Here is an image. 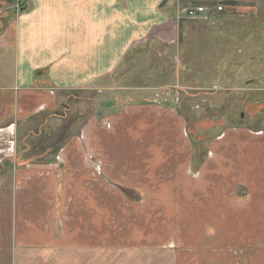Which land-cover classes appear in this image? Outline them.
Masks as SVG:
<instances>
[{
    "label": "crops",
    "instance_id": "crops-1",
    "mask_svg": "<svg viewBox=\"0 0 264 264\" xmlns=\"http://www.w3.org/2000/svg\"><path fill=\"white\" fill-rule=\"evenodd\" d=\"M29 2L31 10L0 19V129L52 106L50 87H80L155 27L176 24L180 2L211 5L210 21L227 11L264 13L257 0ZM225 20L231 27L234 18ZM45 67V80L35 76ZM124 137L91 129L88 149L87 137L73 136L53 162L15 169L13 264H35L28 254L44 257L38 264H58L51 257L65 250L78 252L83 264V254L99 248L149 245L176 247L185 257L179 264H264V129L223 132L199 166L190 151L163 149L160 139L135 151Z\"/></svg>",
    "mask_w": 264,
    "mask_h": 264
},
{
    "label": "rangeland",
    "instance_id": "rangeland-1",
    "mask_svg": "<svg viewBox=\"0 0 264 264\" xmlns=\"http://www.w3.org/2000/svg\"><path fill=\"white\" fill-rule=\"evenodd\" d=\"M257 1L264 8V0ZM28 8L32 9L29 0H0V19ZM176 8L181 10L176 24L155 27L128 46L110 69L82 86L50 87L55 100L52 106L0 129V264H13L11 187L15 169L53 162L70 137H87L83 141L88 149L91 129L132 134L133 140L124 137L125 148L135 151L160 139L163 149H178L183 155L190 151L192 165L199 166L209 156V144L223 132L238 127L264 129V13L255 18L248 12L227 11L200 22V17H187L184 3ZM226 17L234 18L231 27ZM5 25H0V31ZM48 74V67L35 71L42 80ZM139 117L154 121L142 128L134 126ZM126 121L129 127L122 125ZM141 134L152 138L140 142ZM122 144V140L114 142L115 146ZM143 162L146 159H140ZM176 249L166 245L104 247L83 254L82 262L179 264L185 257ZM79 255L65 250L51 258L58 264H79ZM24 257L34 258L35 264L44 258L40 254Z\"/></svg>",
    "mask_w": 264,
    "mask_h": 264
},
{
    "label": "built area",
    "instance_id": "built-area-1",
    "mask_svg": "<svg viewBox=\"0 0 264 264\" xmlns=\"http://www.w3.org/2000/svg\"><path fill=\"white\" fill-rule=\"evenodd\" d=\"M214 7L211 5H193V6H188L184 9L187 17L190 18H198V17H207L208 15L211 14L213 11ZM224 9L223 5H218L216 7V11L220 12Z\"/></svg>",
    "mask_w": 264,
    "mask_h": 264
},
{
    "label": "water",
    "instance_id": "water-1",
    "mask_svg": "<svg viewBox=\"0 0 264 264\" xmlns=\"http://www.w3.org/2000/svg\"><path fill=\"white\" fill-rule=\"evenodd\" d=\"M8 1H14V0H8ZM108 105L110 106V105H112V103L110 102V103H108Z\"/></svg>",
    "mask_w": 264,
    "mask_h": 264
},
{
    "label": "trees",
    "instance_id": "trees-1",
    "mask_svg": "<svg viewBox=\"0 0 264 264\" xmlns=\"http://www.w3.org/2000/svg\"><path fill=\"white\" fill-rule=\"evenodd\" d=\"M228 3V2H227ZM24 9V7H22Z\"/></svg>",
    "mask_w": 264,
    "mask_h": 264
}]
</instances>
